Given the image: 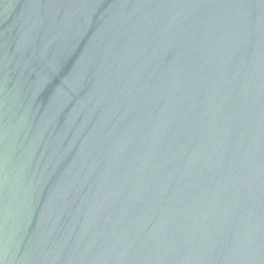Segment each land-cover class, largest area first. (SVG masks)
Listing matches in <instances>:
<instances>
[{
  "label": "water",
  "instance_id": "1",
  "mask_svg": "<svg viewBox=\"0 0 264 264\" xmlns=\"http://www.w3.org/2000/svg\"><path fill=\"white\" fill-rule=\"evenodd\" d=\"M0 264H264V0H0Z\"/></svg>",
  "mask_w": 264,
  "mask_h": 264
}]
</instances>
